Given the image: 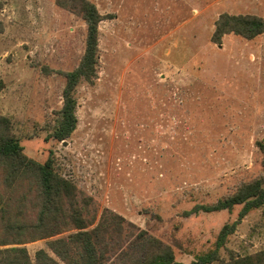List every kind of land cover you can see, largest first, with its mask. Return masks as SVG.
<instances>
[{"label":"rangeland","instance_id":"rangeland-1","mask_svg":"<svg viewBox=\"0 0 264 264\" xmlns=\"http://www.w3.org/2000/svg\"><path fill=\"white\" fill-rule=\"evenodd\" d=\"M93 1L103 15L97 76L78 85L76 129L59 142L65 73L82 59L87 25L57 0H0V114L28 157L52 154L77 186L88 228L115 212L190 263L215 248L242 206L184 211L264 183V34L212 41L222 13L264 17V0ZM74 231L19 246L31 264L41 248L66 264L47 243ZM262 250L264 206L242 219L220 255Z\"/></svg>","mask_w":264,"mask_h":264},{"label":"trees","instance_id":"trees-1","mask_svg":"<svg viewBox=\"0 0 264 264\" xmlns=\"http://www.w3.org/2000/svg\"><path fill=\"white\" fill-rule=\"evenodd\" d=\"M81 16L87 25L85 51L80 63L65 73L63 106L53 136L69 138L77 126L75 91L82 82L93 83L99 63V23L103 15L93 0H57ZM226 34L252 40L264 34V17L255 14L222 13L215 22L212 41L221 43ZM11 118L0 114V257L1 264H31L20 244L54 237L74 229L66 236L50 239L49 249L66 264H264V250L246 256L221 258L220 249L242 219L255 208L264 206V183L260 179L242 184L233 194L212 204L197 203L185 216L220 210L232 211L241 205L237 220L223 225L215 248L199 254L190 263L176 259L172 247L146 229L136 228L121 215L104 210L92 228L83 218L77 186L63 176L53 155L39 162L24 153L12 130ZM34 203V204H33ZM132 228V229H130ZM16 245V246H15ZM37 264H60L41 248Z\"/></svg>","mask_w":264,"mask_h":264}]
</instances>
